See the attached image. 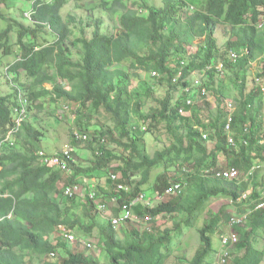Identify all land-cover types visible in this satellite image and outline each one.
I'll use <instances>...</instances> for the list:
<instances>
[{
	"label": "trees",
	"instance_id": "obj_1",
	"mask_svg": "<svg viewBox=\"0 0 264 264\" xmlns=\"http://www.w3.org/2000/svg\"><path fill=\"white\" fill-rule=\"evenodd\" d=\"M161 2L157 6L151 0H97L90 12L98 10L104 14L112 27L107 31L109 27H105L101 18L94 19V26L87 25L94 28L90 38L83 36L74 18L62 17L67 0H32V25L17 24L20 49L15 62L6 69L16 85L10 96L0 95V264H165L185 232L193 229L208 212L211 201L219 198L232 202L237 215L249 213L247 230L236 228L240 237L234 248L242 249L243 254L232 255L225 264L263 263L264 251L256 246L259 236L264 238V209H255L264 203V186L259 185L257 174L261 168L249 179L251 183L243 179L252 166L264 164L259 119L264 98L260 91L264 85V0ZM220 25L229 28L230 36L223 51L214 38ZM74 26L82 37L69 40L74 36ZM10 32L9 26L0 33L4 57L10 56V51L1 41L7 42ZM45 32L52 35V41L37 43V36ZM25 38H30L31 46L24 44ZM196 41V51L188 53L186 47ZM73 50L81 55L80 61L70 59ZM238 51L243 55L231 61L229 53ZM218 63L223 65L221 81L214 69ZM255 63L261 65V73L249 79ZM204 72L207 79L201 81L202 85L216 95L219 106L232 93L237 95L230 134L235 147L227 142L223 120L226 114L219 107L213 119L206 105L198 107L199 111L195 106L185 107L189 117L178 114L185 99L182 90L192 84L190 77ZM142 74L166 87L163 98L155 97L153 83L142 80ZM178 74L179 79L173 83ZM20 75L26 82H19ZM132 80L140 85L130 89ZM45 84L51 90L45 89ZM16 88L29 101L28 113L34 103L48 99L61 103L58 111L67 107L76 117L74 126L81 132H88L92 119L102 129L106 121L113 124L112 129L90 134L86 142L73 141L70 134L71 146L77 149L83 146L91 152L93 160L88 168L78 167L75 155L67 163L70 175L41 164L39 153L53 155L59 151H42V133L27 122L14 143H3L11 128ZM195 127L201 128L208 139L203 140ZM163 129L167 145L150 156L139 143L147 134L160 142ZM208 141L213 142L211 149ZM217 157L227 167L237 168L239 177L234 181L204 177V169L219 167ZM187 167L192 168L191 173H183ZM153 169H162L165 174L150 182ZM111 173L116 180H111ZM171 173L178 174L168 182L172 177L166 174ZM179 174L187 184L182 193L152 207L138 205L134 209L136 219L145 222L149 218L145 223L152 226L141 230L129 226L132 221H127L126 227L120 228L122 237L111 220L97 223L96 204L87 198L68 200L62 194L66 185L84 183L94 177V183H98L106 177V183L112 186L110 192L94 186L100 202L116 197L122 203L139 194L146 195L147 191L156 197L161 195L178 181ZM147 184L149 189L143 191ZM249 184L248 200L237 204ZM117 186L124 190H117ZM76 208L80 209L79 214L74 213ZM118 214L117 209L115 217ZM232 216L219 210L197 229L200 245L191 264H216ZM157 220L163 221L161 225L168 222L171 225L161 228ZM63 228L77 238L76 244L81 242L78 236H91L96 230L100 257L88 250L86 242H81L83 250H72L71 243L62 235ZM212 236L217 242L214 248ZM58 251H62L61 258L50 260L55 259ZM34 259L39 262L34 263ZM182 261L183 257L176 256V263Z\"/></svg>",
	"mask_w": 264,
	"mask_h": 264
},
{
	"label": "rangeland",
	"instance_id": "obj_2",
	"mask_svg": "<svg viewBox=\"0 0 264 264\" xmlns=\"http://www.w3.org/2000/svg\"><path fill=\"white\" fill-rule=\"evenodd\" d=\"M129 1L131 2L134 0H129ZM151 1L157 6H160L162 3L161 0H151ZM96 2L97 0H67L66 5L61 10V15L65 19H68V18L75 19L76 27L83 30V36L86 38H90L91 33L94 30V28L87 27V25L94 26V22H95L94 19L101 18V20L105 22V27L107 26L109 27V29H105L107 31L111 30V27H112L110 23L111 20L105 17L104 14L102 13L100 14L98 10H94L95 12L93 13L90 12V10L94 8ZM31 6H32V0H0V33L3 30L7 29L9 26L11 29V32L8 35V41L7 42L5 40L1 41V43H4V45L9 47V51H10V54H8L10 56H5V57H4V53L0 51V95H3V96H6V95L10 96L13 92L14 85H16V83L14 82L13 76L10 74H9V78L12 79L13 83L12 82L10 83L9 81L7 82L4 69L7 68L10 63L15 62L16 60L15 55L16 53H19L18 49L20 48L17 46V30H18L17 24L18 23L23 24L24 26H27V27L32 25L31 21H28L27 19L24 18V14L31 10ZM79 22L81 23L79 24ZM76 27L75 26L72 27V32L74 33V36L70 38L69 40H72L75 36L82 37L80 30ZM105 27L101 29V32L104 31ZM228 31H229V28L226 26H222V25L218 26L215 30L214 38L216 39L217 46L221 51L224 50L225 43L230 40ZM52 38L53 37L51 34L45 32L43 35H38L36 40H37V43L42 44L44 43L43 41H47V42L52 41ZM23 42L26 46L32 45V41H30V38H25ZM196 49H197V41L193 45L186 47V50L188 53L195 52ZM70 59L75 62L80 61L81 55H78L73 50L72 54L70 55ZM259 73H261V65H258L255 63L251 66L248 77L249 79H253ZM52 74H54L53 71H52ZM195 76L199 78L201 81L202 80L206 81L207 79V76L205 75V73H197V75H194V77ZM223 77L224 76L222 77L220 76L218 78V81H221ZM149 78H150L149 75L142 74V80L153 83L155 97L163 98L166 94V87L159 85L157 82H155V80H150ZM216 80H217V77H216ZM61 85L66 87L64 83H62ZM139 85H140V82L136 80H132L130 82L129 87L130 89H133ZM44 88L47 90H51V86L48 84H45ZM195 91L196 90H193L192 94L195 93ZM192 94H191V97H192ZM235 97H237V95L232 93L231 97L226 98V100H224L223 102L220 101L221 105L219 106L218 100H216V95L212 92H209L208 97H206L207 99L205 98L196 99V101H194V106L196 105H201L204 107L205 105L208 106L205 108L207 109L208 114L209 115L211 114L210 118L213 119L216 116L218 107L224 116L225 114L228 113L229 110L227 108V103H231L233 109L235 110L236 108ZM38 103L39 102L34 103L33 106L31 107V110L29 111L27 115L26 122L29 123L34 129H37L42 133L43 139L40 144L42 151L46 153H49L51 151L53 152L60 151L61 148L64 147V145L69 143L70 134H71L72 128L74 127V125L72 124L74 115L71 114L69 111V114L66 115L64 118H62L61 111H58L60 109L61 103H52L48 99L41 100V102L39 104ZM185 115H188V114H185ZM133 117L135 119L136 116L133 115ZM259 119L262 122V128L264 132V98L262 101V109L259 114ZM95 122L96 120L94 119L89 120L90 127L87 132L89 136L95 131H98V130L104 131L107 128L108 129L113 128V124L110 121L105 122V126L103 129ZM136 122H138V120ZM161 132H162V135H161L160 142H157L153 138V136H151V134H147L142 137L143 142L140 141L139 143V145H144L147 153L150 156H153L156 151L162 150L167 145V141L164 136V129L161 130ZM212 146H213V142L208 141L209 149H211ZM115 148L118 149L117 147ZM74 153H75L76 165L83 169L88 168L89 163L92 162L93 160L91 152L89 150H86L83 146H81L78 149L75 148ZM219 165H220L219 167L221 168L227 167L224 161H222ZM261 166H262L261 170L257 174L259 175L258 183L261 187H263L264 186V164ZM161 174L162 175L165 174L162 169H153L150 173V176H151L150 182H152V180H154L156 177H158ZM177 174L178 173L166 174L168 178L172 177L168 180V182H171V180H173ZM62 177L65 178L64 176ZM94 178H90V179L87 178V179L95 182ZM103 178L104 179L101 182L93 183L92 187L94 188V186H96L95 188H97V186H99L102 189H105L110 192L112 186L110 187V185L106 183V180H105L106 177H103ZM138 179L139 178H136V180ZM92 187H90V189L94 190ZM148 189H149L148 184L143 187V191L148 190ZM147 193H146V197H147L146 200L148 203L151 202L150 206L160 203L156 200V196L154 194L153 195L150 194L151 191H147ZM84 195H86V192H84ZM101 196L102 195H100V197ZM82 199H85V198L82 197ZM105 202L108 205L110 204L109 199L106 200ZM211 202L212 203L209 206L208 212L197 222V224L195 225L193 229H190V230L188 229L185 232L184 236L182 237L179 244L177 245V248L174 250V253L173 251L170 253V256L168 260L165 262V264H179L175 262L176 256L183 257V261L180 264H191L190 261L192 260V257L195 251L199 248V245H200L197 229L201 227L202 225H204L205 222L209 219V217L216 214L219 210H224L226 213L230 215L236 214L235 206L228 199L219 198V199L212 200ZM109 206H110L109 209L107 206V210L105 211V213L97 214V223H100V224L107 223L113 218V216L115 217L117 213V206H112V205H109ZM74 213L79 214L80 209L76 208L74 210ZM157 223H158V226H160L161 228L168 227L171 225V223L169 222L166 223L165 225H161L163 223V221L161 220H157ZM225 225L222 227L223 230H224ZM129 226H132L135 228L139 227L141 230H144L146 228H150L152 225L146 224L145 222L139 219H135L130 223ZM122 227H123L122 225L118 227V230H119L118 233L120 232L118 234L119 237H122L121 236L122 231H120V228L122 229ZM124 227H126V225H124ZM96 235H97V231L95 230L91 236H78V238L80 239L81 242L91 243L92 248L88 250L94 253L96 256H99L100 249H97V246H96V241H97ZM52 241L54 240L52 239ZM81 242L77 244L74 243L73 245L69 244V246L74 251H80V250H83V247H84ZM212 243H213V248L216 247L217 242L214 236H212ZM256 247L264 251V238L262 236H259V242ZM231 253L232 254H227V257L225 258L226 260H228V258H231L232 255L243 254V250L242 249L238 250L237 248L233 247V249H231ZM61 256H62V251H58L55 255V259L50 258V260H53V261L58 260L61 258ZM218 257H217V260H218ZM33 262L38 263L39 259H34ZM262 264H264V261Z\"/></svg>",
	"mask_w": 264,
	"mask_h": 264
},
{
	"label": "built area",
	"instance_id": "obj_3",
	"mask_svg": "<svg viewBox=\"0 0 264 264\" xmlns=\"http://www.w3.org/2000/svg\"><path fill=\"white\" fill-rule=\"evenodd\" d=\"M24 18L28 21H31V13L27 12L24 14ZM243 54L238 52H230L229 53V59L231 61L236 60L237 58L241 57ZM211 67V66H209ZM209 69V68H207ZM214 69L216 70V73L220 76H223V65L221 63H218L214 66ZM181 71V70H180ZM205 73V72H204ZM156 76V73H151V77L154 78ZM180 74L177 75V78L173 79V83H176V80L179 79ZM258 82V80L256 79ZM62 84V82H60ZM196 90L198 93L199 98L201 99H207L208 97V90L203 87L202 82L199 78L196 76L192 79V84L190 87H185L182 90V94L184 95V104L178 109V114L181 116H186L185 107H193L194 106V100L191 97L192 91ZM260 91L262 95H264V85L260 86ZM202 101V100H201ZM28 106L29 101L24 96L23 92L20 89H17L15 92V103L11 107V128L6 134V138L4 140V143L12 144L14 143L15 137L19 133L23 123L26 121L27 113H28ZM228 113L225 117V125H224V132L227 134V142L229 145L235 147L234 139L230 136L231 134V125H232V114L234 112V109L231 105V103H227ZM62 113V118H64L66 115L69 114V109L65 106L62 107V110H60ZM74 115V114H73ZM75 116L73 117V121L75 120ZM73 124V123H72ZM74 125V124H73ZM195 129L200 133L203 140L208 139V135L199 127H195ZM142 130H145L144 127H142ZM71 140L73 141H80V142H86L90 140V137L87 132H81L79 131L75 126L72 128L71 131ZM75 148L71 146L70 143H67L64 145L63 148L57 153H54L53 155L45 154L43 152L39 153L40 157V163L44 164L49 167H55L58 170H60L62 173H69L70 170L67 166V163L69 161H73V157L75 155L74 153ZM260 166H252L249 171L246 173L243 182H250L251 179H253L254 175L260 170ZM192 168H185L183 170V173H191ZM181 175V176H180ZM180 178L177 182L171 184L167 188L164 189L163 193L161 195H158L156 197V200L158 202H163L167 198H174L179 196L182 193V190L184 187H186V183L184 182V177L182 174H180ZM240 173L237 168L235 167H216V169L213 168H206L203 170V176L204 177H211L214 179H220V180H227V181H234V179H237L239 177ZM111 180H116L115 175H110ZM250 179V180H249ZM88 180L84 181L83 184L81 183H74L71 185H66L65 188L62 190L63 197L65 199H79L82 197H87L90 201L96 204V210L100 213H104L107 210L108 204L97 201L98 195L96 191L90 189V185L88 184ZM91 182H93L91 180ZM117 190H124L122 186H117ZM251 191V185L249 184V189L246 190L241 198L236 202L241 203L248 200L250 196ZM263 196H264V189ZM84 192H86V195H84ZM110 203L117 206V209L119 210V214L117 217H114L111 219V224L115 229H118L119 226H123L127 221H133L136 219V216L134 214V209L138 205H144L149 207V203L146 200V197L144 194H139L135 196L134 199L130 201H123L122 203H118V198L112 197L109 201ZM256 210H263L264 209V203H259L256 208ZM249 216V213L243 214L241 216L237 214H233L231 217V220L227 223V228L225 235L221 241V253L218 257V260L216 261V264H225L226 263V257L227 254H229V251L239 242V233L236 231V228H242L243 230L246 229L247 224V217ZM149 218L145 219V222L148 221ZM63 237L70 242L71 244H74L77 242V238L68 232L65 228L61 229ZM85 246L90 249L91 243H86ZM53 256V255H51Z\"/></svg>",
	"mask_w": 264,
	"mask_h": 264
},
{
	"label": "crops",
	"instance_id": "obj_4",
	"mask_svg": "<svg viewBox=\"0 0 264 264\" xmlns=\"http://www.w3.org/2000/svg\"><path fill=\"white\" fill-rule=\"evenodd\" d=\"M191 79H193L192 76L190 77V80H191ZM19 82H22V83H23V82H26L22 75L19 76ZM198 98H199L198 93L195 91V93L192 94V99H193L194 101H196V99H198ZM200 106H201V105H196L195 108H197V110L199 111L198 107H200ZM186 114H188V115H186L185 117L189 116V113H188V112H186ZM190 117H191V116H190ZM191 121H194V120H191ZM260 136H262V137H260V138H261L260 144L263 145V144H264V132H263V128H262V131H261ZM217 158H218V162H219L218 165H219L223 160L221 159V157H217ZM219 166H220V165H219ZM148 199H149V198H148ZM109 205L115 206V205L112 204V203H110ZM109 205H108V209H109V207H110ZM113 218H114V217H113Z\"/></svg>",
	"mask_w": 264,
	"mask_h": 264
},
{
	"label": "clouds",
	"instance_id": "obj_5",
	"mask_svg": "<svg viewBox=\"0 0 264 264\" xmlns=\"http://www.w3.org/2000/svg\"><path fill=\"white\" fill-rule=\"evenodd\" d=\"M30 12V11H29ZM6 69L7 68H5L4 70H5V75H6V79L11 83L12 82V79H10L9 78V76L6 74ZM15 88V87H14ZM15 91H17V88H16V90ZM27 115H28V113H27ZM27 119V118H26ZM26 122V121H25ZM4 143V142H3ZM70 172V171H69ZM64 174H67V173H64ZM69 174V173H68ZM70 175V174H69ZM84 182V181H83ZM78 183H80V182H78ZM89 183H94V182H89ZM81 184H83V183H81ZM92 187V186H91ZM93 188V187H92ZM94 189V188H93ZM94 191H95V189H94ZM98 195V194H97ZM145 195V194H144ZM145 197H146V195H145ZM84 198H87V197H84ZM88 199V198H87ZM100 198L98 197V199H97V201H100L99 200ZM146 199H147V197H146ZM79 200L80 201H82L83 199L82 198H79ZM92 202V201H91ZM93 203V202H92ZM93 204H95V203H93ZM150 204H151V202L149 203V207H152V206H150ZM105 213V212H104Z\"/></svg>",
	"mask_w": 264,
	"mask_h": 264
}]
</instances>
